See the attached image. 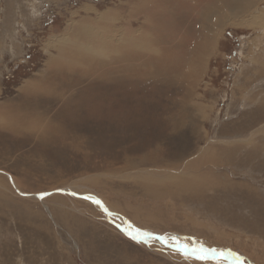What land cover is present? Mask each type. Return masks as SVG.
I'll return each mask as SVG.
<instances>
[{
	"label": "rangeland",
	"instance_id": "1",
	"mask_svg": "<svg viewBox=\"0 0 264 264\" xmlns=\"http://www.w3.org/2000/svg\"><path fill=\"white\" fill-rule=\"evenodd\" d=\"M186 3L0 0V264H232L195 259L200 247L264 264V0L252 21L220 33ZM185 17L186 57L203 37L211 44L199 71L190 63V78L171 69L159 78L152 68L148 79L143 66L114 78L118 58L103 42L132 56L147 44L176 50L182 36L159 21ZM104 56L115 72L106 63L98 75ZM127 78L147 79L144 89L121 92ZM67 189L107 212L40 197ZM127 224L170 246L131 239Z\"/></svg>",
	"mask_w": 264,
	"mask_h": 264
},
{
	"label": "bare ground",
	"instance_id": "2",
	"mask_svg": "<svg viewBox=\"0 0 264 264\" xmlns=\"http://www.w3.org/2000/svg\"><path fill=\"white\" fill-rule=\"evenodd\" d=\"M175 1H183V0H175ZM185 1H188V3L185 4L184 8H186V9L189 8V9L193 10L194 12H200L201 10L203 11L202 13H200V14H202L200 17L203 19V22L204 21L211 22L213 19H215V22H216L215 25H216L217 28L220 29V30L218 29L219 32H217V33H220L223 30L224 27H227V26H231V27L241 26L242 23H245L247 20H248V22L252 21V19L247 17L246 14L251 10L252 6H254L255 3L258 0H185ZM148 8H149V10H148ZM148 8H147V13H153L152 12L153 6L149 5ZM155 18H157V16H151L149 18V20L155 19ZM183 19H184V21H183ZM184 22H187V17L182 18V19H178L177 21H174L173 23L170 20L166 21L165 19H160V21H159V29L161 31L164 28L168 27V26H173L174 31L178 35L182 36V38L180 39V44L177 45V46L172 47L173 49H176V50H170V49L165 48V47H157V48H155L154 46H151L150 44L149 45L147 44V47H146L145 51H142L141 49L137 48L135 50V55L132 56V54L130 53L129 50H123V49L118 48L117 46L112 44L113 41H111L110 39H108L109 41H106V42L102 41L103 42V43L101 42L102 44L106 43L107 46H108L107 48H105V51L107 52L106 56L108 57V55L113 52L115 54L116 58H118V59H115V60H116V64H117L116 66H117V68L119 70V75H117L114 78L115 79H117V77H133L134 78V77H137V76H141L143 74H141L139 72H142L141 67H143V66L147 67V69L149 70V72H146V73H149L147 75L148 79L151 77L150 76L151 75L150 70L152 71V68H154L157 71V73L159 74V78L162 77V76H165L164 73L166 71L170 70V69L173 70L174 72H178L179 75H183L184 77L190 78V75L192 74V73H190V70H191L190 69V63H191V68L193 67L192 69H196L197 71H199L201 65L203 66L204 58L205 57L208 58L209 56H211L210 55V45L211 44H208L206 42V40L204 39V37L202 36L203 37V41H201V42L196 44V48L193 49V51L191 52V57H190V55H188L186 57V52H187L186 50L190 46V38L188 36H186V34L187 33L190 34V26H187L186 24L183 25ZM92 42H93V40L91 41V43ZM162 42H163V40L161 38L157 39V45L161 44ZM212 44H213V46H216L213 43V41H212ZM98 48H101V46L98 47ZM183 50H184L183 59H185V60L182 62V69L181 68L177 69L174 66L178 62L179 63H181V62L180 61H176V59L182 56L181 52ZM118 54H120L121 56L118 57ZM110 57H112V56L110 55ZM110 57H108V58H110ZM189 59H190V62L188 61ZM112 61H113V59L112 60H107L105 58V56H104L103 57V62L102 61L100 62L101 63L100 64L101 70L98 68V72H97L98 75L99 74L103 75V72L106 71V69L103 68V66H105L106 63L113 64ZM112 70L113 71L115 70V65L114 64H113V68H109L107 71L110 72ZM176 75H178V74H176ZM110 80L111 79H109L108 81H110ZM144 80H142V81H144ZM146 80H145V82H146ZM152 81H154V80H152ZM145 82H142V84L133 85V83L131 81H129L128 78H127V81H121L120 82L119 87H120L121 92L126 91V93H127L130 90L134 92V91H136L138 89L143 90L144 88L142 86L145 84ZM149 83H150V81H149ZM89 88H91L90 90H92L93 86H91ZM89 88L87 86V90ZM103 89H104V87H103ZM161 89H163V88H161ZM89 91H87V94L89 93ZM92 91H94V90H92ZM83 93H84V91H83ZM87 94H85V96H88ZM131 94L134 96L133 93H131ZM88 97H91V96H88ZM85 100H86L85 101V103H86L88 99H85ZM91 101H92V99H91ZM102 104H101V106H102ZM121 114H123V113H121ZM116 115H118V114H116ZM119 116H121V115L117 116L119 121L123 120L121 118L122 116L121 117H119ZM0 118H1V116H0ZM144 118H146V117H144ZM144 122H146V120H144ZM135 124L136 123L133 122L129 126L130 127L133 126L135 128L136 127V126H134ZM125 125H126V123H125ZM151 141L149 140V142H151ZM140 143H141V145H138V146L134 147L133 152H137V151H139L141 149H144L147 141L145 140V141H142ZM205 156H204V158H205ZM175 157H177V155ZM189 184H190V180H187L183 185H189ZM13 186H14V182H13ZM66 191H71L72 192V190H69V189H67ZM74 194H76V196L83 197V196H80L77 193H74ZM22 195L26 196L24 194H22ZM41 196H44V194L40 195V197ZM121 225H123V224L121 223ZM121 228H123L127 233L137 232V231L133 230V227L130 226L129 224H127V227H121ZM140 234H141V236H140L141 240H147L148 242L149 241L150 242L153 241L154 243L157 242V243H160V244H165L166 243V245L169 244V246H170V243L168 242V239L166 238L167 236L165 237L163 235H158V234H154V235L147 234L145 236V235H143V233H140ZM157 237H163L165 239L159 240V239H156Z\"/></svg>",
	"mask_w": 264,
	"mask_h": 264
},
{
	"label": "snow or ice",
	"instance_id": "3",
	"mask_svg": "<svg viewBox=\"0 0 264 264\" xmlns=\"http://www.w3.org/2000/svg\"><path fill=\"white\" fill-rule=\"evenodd\" d=\"M41 198H43V196H41ZM94 203H96L97 205L100 204L99 201H94ZM129 235H130L131 239L136 240L137 242H141L140 241L141 234L138 231L134 232V233H129ZM143 235L146 236L147 234H143ZM156 239L163 240L165 238L157 237ZM173 240H175V238H173ZM176 247H177V249H179L180 245L177 244ZM184 247H185V254L187 255L188 254L187 246H184ZM191 255L194 256L195 259H197V260L205 261V260L209 259L210 253L208 250H205L203 247H200L198 249H191ZM211 255H217V253L212 252Z\"/></svg>",
	"mask_w": 264,
	"mask_h": 264
},
{
	"label": "water",
	"instance_id": "4",
	"mask_svg": "<svg viewBox=\"0 0 264 264\" xmlns=\"http://www.w3.org/2000/svg\"><path fill=\"white\" fill-rule=\"evenodd\" d=\"M55 193H59V194H66V195H70V196H73V197H76V198H79V199H84V200H89L91 201L93 204L97 205L96 203H94V201H99L96 197L94 196H89V195H84L83 197H79V196H76V194L73 193V191H66V190H59V191H56L54 193H48V194H44L43 197H48L50 195H53ZM89 197V198H88ZM100 202V201H99ZM100 207V209L104 210L107 212V210L102 206V203H100L99 205H97ZM180 240L184 239V237H181V236H177ZM183 248H179V250L182 251ZM210 258H215V259H225L227 261H229L230 263L232 264H242L240 261H234L232 260V258L230 256H227V255H211L210 253Z\"/></svg>",
	"mask_w": 264,
	"mask_h": 264
},
{
	"label": "crops",
	"instance_id": "5",
	"mask_svg": "<svg viewBox=\"0 0 264 264\" xmlns=\"http://www.w3.org/2000/svg\"><path fill=\"white\" fill-rule=\"evenodd\" d=\"M35 1V0H34ZM38 15V12H37V14L36 15H34V19H33V21H32V25H34V24H37L38 23V19L36 18V16ZM35 20V21H34ZM37 21V22H36Z\"/></svg>",
	"mask_w": 264,
	"mask_h": 264
}]
</instances>
